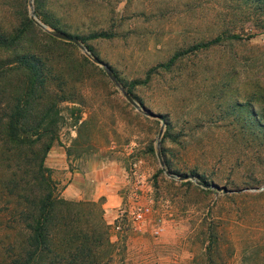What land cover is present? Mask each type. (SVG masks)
Masks as SVG:
<instances>
[{
    "label": "rangeland",
    "instance_id": "rangeland-1",
    "mask_svg": "<svg viewBox=\"0 0 264 264\" xmlns=\"http://www.w3.org/2000/svg\"><path fill=\"white\" fill-rule=\"evenodd\" d=\"M33 6L51 30L49 23L72 35L105 32L86 43L138 102L164 116L137 110L77 44L54 59L69 72L81 66L87 90L60 104L64 123L45 163L63 162L51 167L60 194L98 164L119 180L109 264H200L213 220L215 264H264V189L223 194L165 172L230 188L264 183V165L255 166L238 141L241 132L264 133L248 103L264 123V0H33ZM24 14L31 17L29 0H0V30ZM217 34L218 43L202 45ZM93 191L87 184L74 199H93ZM99 199L103 206L104 196L93 200ZM145 204L150 210L136 222L132 209Z\"/></svg>",
    "mask_w": 264,
    "mask_h": 264
},
{
    "label": "trees",
    "instance_id": "trees-1",
    "mask_svg": "<svg viewBox=\"0 0 264 264\" xmlns=\"http://www.w3.org/2000/svg\"><path fill=\"white\" fill-rule=\"evenodd\" d=\"M36 8L37 17L47 22ZM49 25L63 30L56 23ZM105 35L73 36L96 55L86 39ZM229 35L241 38L235 32ZM220 38L217 34L202 45L218 43ZM75 44L27 14L12 29L0 30V264H109L113 259L117 240L111 238L102 200L63 197L45 163L64 123L60 104L75 101L87 90L81 66H69L71 74L54 61L61 50ZM181 54L175 53L167 64ZM248 103L251 116L264 128L253 100ZM238 139L244 154L256 159L254 165H264V133L241 132ZM206 233L200 264H215L219 234L214 220Z\"/></svg>",
    "mask_w": 264,
    "mask_h": 264
},
{
    "label": "crops",
    "instance_id": "crops-1",
    "mask_svg": "<svg viewBox=\"0 0 264 264\" xmlns=\"http://www.w3.org/2000/svg\"><path fill=\"white\" fill-rule=\"evenodd\" d=\"M52 163L50 165L54 170L63 166L62 161ZM93 173L99 174L95 176ZM87 184L93 185L94 191L91 193L93 199L104 196L103 207L105 215L107 217V221L112 222L117 215L120 204L122 203V195L119 191V180H117L115 176L113 177L107 165L98 164L89 168L80 179L72 180L63 188L61 194L65 198L79 197L83 193V187Z\"/></svg>",
    "mask_w": 264,
    "mask_h": 264
},
{
    "label": "water",
    "instance_id": "water-1",
    "mask_svg": "<svg viewBox=\"0 0 264 264\" xmlns=\"http://www.w3.org/2000/svg\"><path fill=\"white\" fill-rule=\"evenodd\" d=\"M29 6H30V15L31 18H33L35 20V22L40 25L42 28L51 31L54 35L58 36V37H62L65 38L67 40H71L73 42H75L78 46L81 47V49L89 54L91 56V58L97 62L98 64H100L101 66L104 67L106 73L108 74L109 78L114 82V84L120 89V91L122 92V94L127 98V100L140 112L151 116V117H155V118H160V119H164V116L162 113L160 112H156L154 110H152L150 107L146 106L145 104H141L140 102H138L126 89L125 87L120 83V81L117 79V77L115 76V74L112 72L110 65L104 61L102 58H100L97 55H92L90 54V51L87 49V47L82 44L79 39L76 36H73L69 33H67L66 31L63 30H54V29H49L47 27V25L42 22L41 20H39L36 17V13H35V9L33 6V0H29ZM163 127L161 126L160 131H159V135L162 131ZM158 158H159V163L162 167L165 166L164 160L162 159L160 152H158ZM165 172L166 174H168L171 177H177L180 179H184V178H191L193 180H197V182H199L201 185H203L204 187L207 188H213L216 189L217 191L221 192V193H229V192H235V191H242V190H262L264 189V183L260 184V185H251V186H245V187H241V188H230L228 187L226 184H219L218 182L214 181V180H210V181H199L198 179H196V176L194 174H190V173H184V174H177L175 172H173L172 170L165 168Z\"/></svg>",
    "mask_w": 264,
    "mask_h": 264
},
{
    "label": "built area",
    "instance_id": "built-area-1",
    "mask_svg": "<svg viewBox=\"0 0 264 264\" xmlns=\"http://www.w3.org/2000/svg\"><path fill=\"white\" fill-rule=\"evenodd\" d=\"M150 206L148 204L141 205L138 207H134L132 209V219L136 222H140L143 219H145V215L149 212ZM123 211L122 208H120V212Z\"/></svg>",
    "mask_w": 264,
    "mask_h": 264
}]
</instances>
